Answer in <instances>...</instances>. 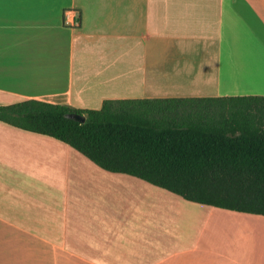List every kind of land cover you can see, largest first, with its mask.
Here are the masks:
<instances>
[{"label": "crops", "instance_id": "obj_1", "mask_svg": "<svg viewBox=\"0 0 264 264\" xmlns=\"http://www.w3.org/2000/svg\"><path fill=\"white\" fill-rule=\"evenodd\" d=\"M232 96H264V0H0V106ZM258 222L0 122V264H264Z\"/></svg>", "mask_w": 264, "mask_h": 264}, {"label": "trees", "instance_id": "obj_2", "mask_svg": "<svg viewBox=\"0 0 264 264\" xmlns=\"http://www.w3.org/2000/svg\"><path fill=\"white\" fill-rule=\"evenodd\" d=\"M0 122L186 201L264 216V96L106 100L98 110L30 100L0 106Z\"/></svg>", "mask_w": 264, "mask_h": 264}, {"label": "rangeland", "instance_id": "obj_3", "mask_svg": "<svg viewBox=\"0 0 264 264\" xmlns=\"http://www.w3.org/2000/svg\"><path fill=\"white\" fill-rule=\"evenodd\" d=\"M251 226L258 234L259 240H262V236L264 235V223L258 222L257 224H252Z\"/></svg>", "mask_w": 264, "mask_h": 264}, {"label": "water", "instance_id": "obj_4", "mask_svg": "<svg viewBox=\"0 0 264 264\" xmlns=\"http://www.w3.org/2000/svg\"><path fill=\"white\" fill-rule=\"evenodd\" d=\"M69 118L75 120V121H78L80 123H84L85 122V118L84 116H81V115H69Z\"/></svg>", "mask_w": 264, "mask_h": 264}]
</instances>
